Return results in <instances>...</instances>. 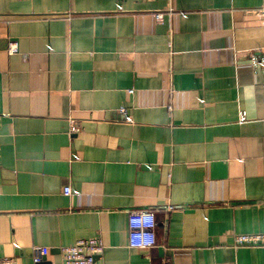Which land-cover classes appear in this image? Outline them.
Listing matches in <instances>:
<instances>
[{
    "label": "crops",
    "instance_id": "crops-1",
    "mask_svg": "<svg viewBox=\"0 0 264 264\" xmlns=\"http://www.w3.org/2000/svg\"><path fill=\"white\" fill-rule=\"evenodd\" d=\"M260 9L0 0V259L63 264L99 239L95 264H264V247H234L264 233ZM137 211L156 216L151 250L128 246Z\"/></svg>",
    "mask_w": 264,
    "mask_h": 264
},
{
    "label": "built area",
    "instance_id": "built-area-1",
    "mask_svg": "<svg viewBox=\"0 0 264 264\" xmlns=\"http://www.w3.org/2000/svg\"><path fill=\"white\" fill-rule=\"evenodd\" d=\"M255 13L264 17V9L255 11ZM163 14H156V18L159 22L163 21ZM19 50L17 42H11L9 44V53L16 54ZM252 65L254 67H261L264 69V57L259 58L252 56ZM121 115L126 116L127 120H130L128 112L125 109H121ZM128 116V117H127ZM245 116L241 118V122H244ZM71 134L79 133V128L73 125L70 130ZM73 191L70 187L64 189L66 196H72ZM129 243L130 249L136 250H151L157 246V227L158 222L153 212L149 211H137L130 213L129 215ZM234 247H264V233L258 234H239L235 236ZM105 246L99 239H82L77 241L74 245L69 247H63L61 249V255L63 264H95L97 259L104 253ZM47 251L41 250L37 256L33 258L34 264H41L43 257ZM0 264H18L15 259L4 258L0 259Z\"/></svg>",
    "mask_w": 264,
    "mask_h": 264
},
{
    "label": "water",
    "instance_id": "water-1",
    "mask_svg": "<svg viewBox=\"0 0 264 264\" xmlns=\"http://www.w3.org/2000/svg\"><path fill=\"white\" fill-rule=\"evenodd\" d=\"M45 260H46V257H43V261L45 262Z\"/></svg>",
    "mask_w": 264,
    "mask_h": 264
}]
</instances>
